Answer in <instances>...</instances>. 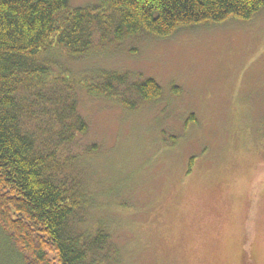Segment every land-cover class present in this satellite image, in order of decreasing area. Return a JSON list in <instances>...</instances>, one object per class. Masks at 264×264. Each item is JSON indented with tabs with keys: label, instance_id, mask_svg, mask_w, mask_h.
<instances>
[{
	"label": "rangeland",
	"instance_id": "374dc122",
	"mask_svg": "<svg viewBox=\"0 0 264 264\" xmlns=\"http://www.w3.org/2000/svg\"><path fill=\"white\" fill-rule=\"evenodd\" d=\"M57 54L81 86L102 70L163 88L135 107L74 91L89 129L70 169L122 264H264V7L163 38L96 36L81 58Z\"/></svg>",
	"mask_w": 264,
	"mask_h": 264
},
{
	"label": "trees",
	"instance_id": "16d2710c",
	"mask_svg": "<svg viewBox=\"0 0 264 264\" xmlns=\"http://www.w3.org/2000/svg\"><path fill=\"white\" fill-rule=\"evenodd\" d=\"M263 7L264 0H97L73 8L69 0H0V264H122L110 230L92 224L91 190L70 169L89 124L77 110L81 85L56 61L59 51L81 58L96 36L163 38L230 16L250 19ZM97 77L81 87L128 107L163 91L129 72Z\"/></svg>",
	"mask_w": 264,
	"mask_h": 264
}]
</instances>
